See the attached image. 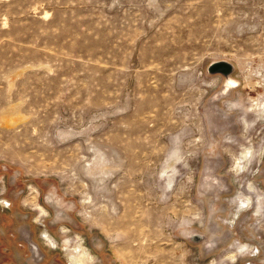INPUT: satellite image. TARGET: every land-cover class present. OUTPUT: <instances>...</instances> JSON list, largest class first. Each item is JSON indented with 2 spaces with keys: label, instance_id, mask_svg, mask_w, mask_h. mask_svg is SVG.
Returning a JSON list of instances; mask_svg holds the SVG:
<instances>
[{
  "label": "rangeland",
  "instance_id": "374dc122",
  "mask_svg": "<svg viewBox=\"0 0 264 264\" xmlns=\"http://www.w3.org/2000/svg\"><path fill=\"white\" fill-rule=\"evenodd\" d=\"M0 264H264V0H0Z\"/></svg>",
  "mask_w": 264,
  "mask_h": 264
},
{
  "label": "water",
  "instance_id": "95a60500",
  "mask_svg": "<svg viewBox=\"0 0 264 264\" xmlns=\"http://www.w3.org/2000/svg\"><path fill=\"white\" fill-rule=\"evenodd\" d=\"M234 71H235L234 65L228 61L214 62L209 66L210 74H222L228 79L234 73Z\"/></svg>",
  "mask_w": 264,
  "mask_h": 264
}]
</instances>
